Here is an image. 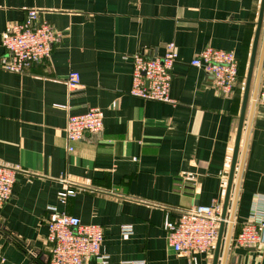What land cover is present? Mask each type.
<instances>
[{
	"label": "crops",
	"instance_id": "0c3cea01",
	"mask_svg": "<svg viewBox=\"0 0 264 264\" xmlns=\"http://www.w3.org/2000/svg\"><path fill=\"white\" fill-rule=\"evenodd\" d=\"M260 6L261 0H0V43L6 25L25 20L29 9L61 35L44 62L24 73L0 69V164L19 168L11 199L0 205V264H48L49 206L103 226L109 259L91 264H188L163 224L167 214L176 219L196 204L217 199L224 206ZM171 41L179 54L174 102L131 95L133 55L161 56ZM208 46L238 57L244 78L229 95L191 63ZM70 72L81 80L73 90ZM90 107L103 111L104 129L85 133L69 151L68 118ZM249 120L233 234L248 221L255 195L264 194V22L242 145ZM66 184L76 192L63 204L58 192ZM123 224L134 233L123 235ZM214 251L199 255V264H212ZM221 261L264 264V244L226 246L224 237Z\"/></svg>",
	"mask_w": 264,
	"mask_h": 264
},
{
	"label": "built area",
	"instance_id": "2783aa9c",
	"mask_svg": "<svg viewBox=\"0 0 264 264\" xmlns=\"http://www.w3.org/2000/svg\"><path fill=\"white\" fill-rule=\"evenodd\" d=\"M60 33L40 16L37 9H29L25 20L7 24L0 43V69L12 73H24L31 66L49 59ZM179 54L176 43L166 44L161 56L146 50L133 55V76L130 94L145 100L173 103L171 86L173 68ZM192 65L202 68L211 75L217 90L231 94L238 82L239 60L233 50L206 47L192 60ZM73 90L81 86L78 72H70L66 78ZM104 129V113L99 107H90L81 114L69 116L65 128L70 142L68 150L74 149V142L80 141L85 133H98ZM19 168L0 164V205L11 199ZM75 189L66 186L58 192V199L65 204ZM47 239L52 248L48 264H91L106 263L108 254L102 252L105 240L103 226L85 224L80 218L60 211L56 206L48 207ZM223 204L214 200L211 204H196L183 209L176 219L167 214L163 227L169 244L179 253L188 256V264H199V255H211L215 249ZM123 235L134 233L131 224L121 225ZM232 241L239 247H258L264 244V194H256L249 219ZM131 264H146L145 260H133Z\"/></svg>",
	"mask_w": 264,
	"mask_h": 264
},
{
	"label": "water",
	"instance_id": "95a60500",
	"mask_svg": "<svg viewBox=\"0 0 264 264\" xmlns=\"http://www.w3.org/2000/svg\"><path fill=\"white\" fill-rule=\"evenodd\" d=\"M263 22H264V0H261L259 19H258V23H257V30H256L254 42H253L251 58H250L248 73H247V77H246V84H245L244 96H243V101H242V106H241V113H240V117H239V124H238V129H237V136H236V141H235V146H234V152H233V157H232V164H231L228 188H227L226 198H225V202H224V206H223L222 220L220 223L219 235H218L217 243L215 246L212 264H220L221 247H222V242H223L224 237L226 238V246L229 245L230 241L232 240L233 223H234L235 208H236V198H237V194H238V189H239V185H240L242 169H243V164H244V157H245V153H246V145H247V139H248V128H249L250 120L248 121V126L246 128V134H245V138L243 141V145H242V139H243L245 122H246V114H247L248 104L250 102L252 80H253V75H254V70H255V64H256V58H257V52H258ZM256 97H257V90L255 89L254 93L252 95V99H253L252 105H253ZM237 165H239V169H238L236 191H235L234 201L232 203L231 215L228 218V216H227L228 207H229L230 196H231V192H232V187H233V183H234V177H235ZM227 222L229 223V227H228L227 233L225 235V227H226ZM221 264H224V261H221Z\"/></svg>",
	"mask_w": 264,
	"mask_h": 264
},
{
	"label": "trees",
	"instance_id": "16d2710c",
	"mask_svg": "<svg viewBox=\"0 0 264 264\" xmlns=\"http://www.w3.org/2000/svg\"><path fill=\"white\" fill-rule=\"evenodd\" d=\"M243 78H244V76H243V74H242V68H241V65H240V62H239V77H238V82H237V84L240 82V81H242L243 80ZM236 84V85H237ZM241 228H242V225H239V227L237 228V229H235L236 231L234 232V236L241 230Z\"/></svg>",
	"mask_w": 264,
	"mask_h": 264
}]
</instances>
